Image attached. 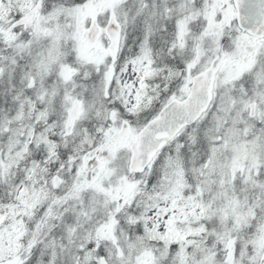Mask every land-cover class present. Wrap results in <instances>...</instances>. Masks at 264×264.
Masks as SVG:
<instances>
[{
	"label": "snow or ice",
	"instance_id": "snow-or-ice-1",
	"mask_svg": "<svg viewBox=\"0 0 264 264\" xmlns=\"http://www.w3.org/2000/svg\"><path fill=\"white\" fill-rule=\"evenodd\" d=\"M0 264H264V0H0Z\"/></svg>",
	"mask_w": 264,
	"mask_h": 264
}]
</instances>
